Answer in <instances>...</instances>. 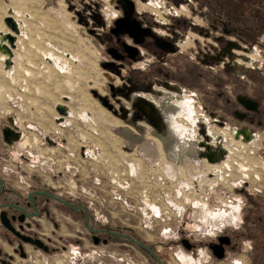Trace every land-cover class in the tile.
<instances>
[{
	"label": "rangeland",
	"instance_id": "1",
	"mask_svg": "<svg viewBox=\"0 0 264 264\" xmlns=\"http://www.w3.org/2000/svg\"><path fill=\"white\" fill-rule=\"evenodd\" d=\"M170 4L175 9L181 11L183 9L181 6ZM141 6L144 7V5ZM171 6L156 2L154 6L148 5L145 8L150 12L155 9L164 18L171 20L175 30L182 32L175 36L185 53L179 54L178 51L170 54L163 73L152 71L153 75L149 73V76H142L141 71H134L129 67L120 71L119 65L107 66V63L113 60L105 52L100 33L108 28L110 22L104 18H97L103 17L104 10L112 12L110 2L105 0H0V35L1 32L9 31L4 17L9 14L10 9L14 11L15 7L18 12H13V15L23 21L24 35L29 36V39L23 36L19 38L15 78L9 80L3 73L5 64L0 53V177L4 179V186L14 191L26 193L36 188L45 189L82 200L91 210L92 207H104L101 213L104 212L111 220L125 226L136 225L132 230L145 239L159 240L171 245L172 264H209L208 261L211 262L212 259L204 248L199 250L198 258L191 256L178 245L179 236L185 234L187 237L203 240L212 238L222 231H232L240 224L246 209H249L250 222L253 218L257 219L259 215L264 218V193L248 194L241 192L244 188L237 189L236 193L242 197L243 202L238 215L239 221L235 224L228 221L222 230L199 231L197 229L196 222L200 217L198 212L201 213V220L205 219V222L209 221L210 216L206 212L203 214L202 209L195 207L193 202L195 200H185L176 195L178 183L174 184L175 189H170L173 194L169 198L179 206L181 204L186 207L183 216L181 209L177 208L178 205L171 206L165 196L164 198L159 196L156 201L161 209L168 210V213L158 209L159 214H156L147 209L149 212L143 215L138 209V206L144 207L140 199H144L145 193L152 194L153 188L160 189L163 186L161 181L154 183L152 187L151 184H146L140 179L146 172V159H152L154 162L167 159L172 167L170 171H173L168 173L170 179L172 176L178 177L179 181L182 178L190 180L189 176H180L179 169L182 163L189 159L199 161L200 151L197 150L195 126L192 119L188 120V114L183 108L184 103L190 104L195 111L199 108L212 124H232L226 118H216L218 121L215 122V116L202 107L204 103L196 101L193 95L194 82H191L189 78H181L180 60L185 55L188 64L194 63L195 47L193 46L198 45V36L193 28L178 27L179 23L173 20L178 16L172 17ZM46 52L57 56L62 65L55 67L44 60L43 56ZM65 52L68 53L64 54ZM70 56L73 57L70 58ZM135 75L141 78L142 83H146L148 79V83L153 85L151 89L140 85L147 96L142 99L150 102L153 112H149L144 107L142 99L137 101L130 97L136 89V82L132 79L136 77ZM183 93L186 94L183 95ZM67 96L70 98L68 102L64 100ZM192 98L198 108L192 103ZM57 103H66L73 112V116L70 117L71 127H61L59 134L54 133L58 128L55 120V117L59 116L56 110ZM83 112L91 114L94 124L83 125L78 121V114ZM9 117L13 119V125L10 124ZM7 125L17 127L20 132L19 138L13 139L11 143L5 140L3 134V128ZM94 125L99 129L97 136L85 132ZM199 126V135H201L196 137L206 138L204 134L206 123L201 121ZM81 130L88 135V138L90 137L91 143H96L102 151L104 150V158L109 160L108 163L102 162L107 166L106 170L102 168L101 161L93 160L86 161L85 165L71 162L73 167L70 168H66L65 165L60 166L61 162L58 160L63 157L64 149L53 148L45 140L48 135H59L61 141L63 139L76 148L79 142L78 133ZM27 138L30 143L24 142ZM113 162L118 165V168ZM129 163L138 165L137 175H129ZM112 170L116 171L119 179L128 182L123 184L124 187L129 185L127 191L121 189L117 191L128 200V208L124 206L122 208V205L113 199L115 185L111 181L115 175ZM160 172L161 169L155 174L160 176ZM97 176L103 185L100 188L96 183ZM139 180L144 184L141 185V189L138 187ZM74 184L75 187H72ZM172 186L170 183V187ZM89 192L100 194L105 201L100 202V199L97 201L96 196L90 195ZM137 192H140L139 203L135 201ZM207 200L208 204L220 203L219 198ZM54 206L53 204V208ZM95 216L100 218L102 223L100 214L95 213ZM184 223L186 224L183 226ZM42 225L45 227L41 229L42 231L50 232L53 228L47 220H43ZM4 241L0 223V250L3 248ZM56 244L60 246V249L53 254L33 251L27 247L31 257L22 260L17 256V264H99L103 250H109L103 246L96 247L89 244H86L82 250L74 241ZM110 250L112 254L122 255L118 254V250L114 248ZM260 251L262 252V249ZM232 258L233 261L230 264L239 262L247 264L242 253ZM0 264H2L1 261Z\"/></svg>",
	"mask_w": 264,
	"mask_h": 264
},
{
	"label": "flooded vegetation",
	"instance_id": "2",
	"mask_svg": "<svg viewBox=\"0 0 264 264\" xmlns=\"http://www.w3.org/2000/svg\"><path fill=\"white\" fill-rule=\"evenodd\" d=\"M105 1L112 5V12L105 11L97 19L110 22L100 33L105 52L113 60L107 66L119 65L120 71L129 67L141 71L142 76H149L152 71L163 73L170 54L185 53L175 36L182 32L175 30L171 20L155 9L150 12L145 7L156 2L181 6L183 14L172 13V17L178 16L173 20L179 23V28H193L198 36V45L193 46L194 63L188 64L183 55L179 69L182 79L194 82L196 101L204 103L202 107L215 119L226 118L248 131H264V0ZM125 11H131L130 20L138 23L136 36L112 32L115 22L125 18ZM135 76L132 79L136 89L130 97L140 101L147 98L141 86L151 89L153 85L148 79L142 83ZM248 211L232 231H222L203 240L182 234L178 245L196 258L204 248L212 259L209 264H230L232 257L241 253L247 264H264V218L259 215L250 222ZM1 212L5 213L6 221L3 224L0 219L5 238L0 260L4 264H17V256L27 260L31 257L27 247L53 254L60 249L56 243L70 241L82 250L86 244L109 248H101L99 264H172L171 245L167 242L149 241L132 230L136 225L117 223L104 212H94L84 201L55 191L36 188L23 193L6 188L3 183ZM95 213L100 214L102 223ZM43 220L53 226L50 232L41 230L45 228ZM30 239L42 241L44 247L31 243ZM112 248L122 255L112 254Z\"/></svg>",
	"mask_w": 264,
	"mask_h": 264
},
{
	"label": "built area",
	"instance_id": "3",
	"mask_svg": "<svg viewBox=\"0 0 264 264\" xmlns=\"http://www.w3.org/2000/svg\"><path fill=\"white\" fill-rule=\"evenodd\" d=\"M171 7L172 9H170V11H174L173 6ZM104 12L105 10L103 11V13ZM175 15L180 14H176L175 12ZM19 30L20 34H22L20 24ZM24 34H22L23 37H27L29 39V36H25ZM13 65L10 68H12ZM193 101L194 99L192 98V103L194 104ZM194 106L198 108V106H196L195 104ZM67 108V115L59 114V116L55 117L56 124L58 125V128L54 132L56 134L61 133V127L65 128L72 124V120L70 119V117L73 116V112L69 108V106H67ZM198 110L196 109L197 124L195 125V139L198 140L197 150L200 151V158L199 161H196L194 159L184 161L180 166L181 168L179 169L181 173L180 176H189L190 180L182 178L179 181L178 177L173 176L170 179L168 173L170 174L173 171H170L172 170V167H170V164H168L169 162H167V159H162V161L159 160L157 162H154L152 159H146V172L145 175L141 176L140 179L144 180L146 184H151L152 187L154 183L157 184L158 181H161L163 183V186L160 189L159 187L153 188L152 194L150 192L145 193L144 199H140L144 203V207L138 206V209H140L143 215H146L150 210L156 214H159V210L163 211L164 213H168L169 211L162 210L158 205V202L156 201L159 196L160 198H164L165 196V198H167L166 201L171 206L175 207L178 205L177 208L181 209V211L183 212V216L185 214L186 207L181 204L179 206V204H176L169 198L173 194L170 189H175L174 184L178 183V189H176L175 191L176 195L180 196L182 199L185 198V200H195L193 201L195 207L197 209H202L203 214L206 212L207 215L210 216L209 221L205 222V219L201 220V213L198 212V215L201 218H197V229L199 231H210L216 229L222 230V228L226 226V223H228V221L233 222L234 224L239 221L238 215L240 213L242 207L241 204L243 202L242 197L236 193L237 189L244 188V190L241 192L248 194L264 193V131L246 130V132L249 133V139H246L244 133H242V130L244 129H241L236 125H227L223 123H221V125H216V123L212 124L210 123V120H207L205 114L202 111ZM77 118L78 121L83 125L86 123L91 125L94 124L90 113H80L78 114ZM214 120L215 122L218 121L217 119ZM201 121L206 123V133L204 134L206 135L207 139L203 136L199 138L196 137L200 133L199 124L201 123ZM85 132H90L94 136H97L99 134V129L94 125L93 127H89L88 131ZM78 135L79 142L76 148L70 146L68 142H65L63 139L61 141L59 135L55 136L53 134L45 137V140L47 137H49L54 142L53 144L49 143L53 148L64 149V152L62 153L63 157L58 160L61 162V164L59 163L60 166L65 165L67 166L66 168H70L73 167V164L71 162L75 161L78 162V165H85L87 163L86 161L89 162L90 160H93L97 162L101 161L102 168L106 170L107 166L102 162L104 161L108 163L109 160L108 158H104V150L102 151V148L97 146L96 143H91L89 139L90 137L88 138V135L85 134L84 131L81 130ZM210 154L214 155V157L216 158L215 161H211L209 159ZM113 164L118 168V165L115 162H113ZM137 168L138 165L129 163V175H137ZM159 169H161L160 176L155 174V172H158ZM59 173L61 174V172ZM112 173L117 176H114L111 181L112 184L115 185L113 188V190H115L113 199L117 200V202L122 205V208L123 206L128 208V200L125 196H122V194L120 192L118 193L117 191H119L120 189L127 191V187H129V185L124 187L123 184L127 181L123 179V182L121 179H119L116 171L112 170ZM96 180H98V182H96L98 184V187H102L103 185H101L100 178L98 176L96 177ZM141 180H139V189H141V185H144L143 183H141ZM170 183L171 185H173L172 187H170ZM72 187H75V184L72 185ZM139 194L140 192H137V194L135 195V201L137 203H139ZM90 195L96 196L97 201L98 199H100V202L105 201V198H102L100 194L96 195L90 193ZM190 195L191 197H189ZM195 196L200 197L201 199H197ZM203 198L204 200H202ZM208 198H219L220 203L214 202L208 204V202H206L208 201ZM103 208L104 207L102 206L92 207L95 212H101L103 211ZM134 213L138 212L134 211ZM203 217L205 218V216ZM185 224L186 223L182 225L184 226Z\"/></svg>",
	"mask_w": 264,
	"mask_h": 264
},
{
	"label": "water",
	"instance_id": "4",
	"mask_svg": "<svg viewBox=\"0 0 264 264\" xmlns=\"http://www.w3.org/2000/svg\"><path fill=\"white\" fill-rule=\"evenodd\" d=\"M129 2V1H126ZM127 7V6H126ZM12 12V10H10ZM9 11V14L7 16L4 17V22L7 25V27L10 28L11 32L14 33L12 34L11 32H1V40H0V52L7 54L8 58L5 60V66L6 68H10L13 65V60H12V56H13V52L12 49L16 48V41H17V37L15 35H19L20 34V30H19V23L18 21L13 17L12 13ZM131 11H125V18L122 19H118L115 22V27L112 29V32L117 34V33H121V32H125L128 33L131 36H136V32L139 31V27H138V23L136 22H132L129 18V16L131 15ZM65 101H68V97H64ZM143 105H145L144 107L146 109L149 110V112H153V106H151L150 102H148L147 100H143ZM147 106V107H146ZM56 110L60 115H67L68 114V108L65 104H57L56 105ZM9 122L11 125H13V119L11 117H9ZM11 125H7L3 128V134H4V138L8 143H11L13 139H17L20 136V132L18 131L17 127H13ZM242 133H244L246 139H249V133L246 132V130H242ZM46 140L50 143L53 144L54 142L47 137ZM209 159L211 161H215L216 158L214 157L213 154L209 155ZM3 183H4V179L0 177V193L3 187ZM41 193H45V192H41ZM47 194V193H46ZM51 195V194H50ZM5 213L1 212L0 214V219H1V223L5 224ZM31 243L36 244L39 247H44V243L40 240H29ZM1 253V250H0ZM1 261V260H0ZM3 264L5 263L4 261H1Z\"/></svg>",
	"mask_w": 264,
	"mask_h": 264
},
{
	"label": "bare ground",
	"instance_id": "5",
	"mask_svg": "<svg viewBox=\"0 0 264 264\" xmlns=\"http://www.w3.org/2000/svg\"><path fill=\"white\" fill-rule=\"evenodd\" d=\"M13 8V7H12ZM11 10V9H10ZM9 10V11H10ZM17 10H15V7H14V11L12 10V15L16 12ZM14 12V13H13ZM18 12V11H17ZM175 12H176V14H179V13H183L180 9H175L174 8V11H173V13L175 14ZM8 15V14H7ZM6 15V16H7ZM13 17H14V15H13ZM18 22H19V24H20V26H21V31H22V34H24L25 33V24L23 23V21L22 20H19L18 18H16V17H14ZM7 32H11V30H10V28H9V31H6V32H4V33H7ZM12 33V32H11ZM12 34H14V33H12ZM22 34H20V35H15L16 37H17V41H16V48H13L12 49V52H13V56H12V59L14 60V57H16V52H15V50H18L19 49V44H18V42H19V38L21 37V36H23ZM0 40H1V36H0ZM20 43V42H19ZM51 47L53 48V46H52V44H51ZM1 54H2V56H3V62H4V60L6 59V58H8V55L7 54H4V53H2V52H0ZM68 53V52H67ZM66 52L64 53V54H67ZM71 55V54H70ZM73 56H70V58H72ZM68 58H69V55H68ZM43 59L44 60H46L48 63H50L51 65H53V66H55V67H59V66H61L62 65V63H60L59 61L60 60H58V57L57 56H54L53 54H51L50 52H46V54H45V56H43ZM14 63H15V61H14ZM16 64V63H15ZM3 69H5L4 71H6V76L8 77L9 76V74H13L14 73V69H13V67L12 68H10V69H7V68H5V66L3 65ZM8 73V74H7ZM13 79V78H12ZM15 80V79H14ZM68 97V96H67ZM69 98V97H68ZM69 100H70V98H69ZM192 100V99H191ZM57 104H62V103H57ZM66 104V103H65ZM67 105V104H66ZM185 107H183L184 108V110L187 112V114H188V120H189V118L190 119H192V122H193V125L195 126L196 124H197V116H196V114H197V112L192 108V106L190 105V104H188V103H184L183 104ZM193 116V118H192V116ZM186 117V118H187ZM196 131V130H195ZM196 133V132H195ZM25 143H30V140H29V138H27V139H25V141H24ZM242 263V262H241ZM243 264V263H242Z\"/></svg>",
	"mask_w": 264,
	"mask_h": 264
},
{
	"label": "crops",
	"instance_id": "6",
	"mask_svg": "<svg viewBox=\"0 0 264 264\" xmlns=\"http://www.w3.org/2000/svg\"><path fill=\"white\" fill-rule=\"evenodd\" d=\"M18 44H19V42H18ZM15 52L17 53V50H15ZM16 57H14V61H15V63H14V65H13V69L15 70V66H17L18 65V63H17V61H16ZM5 69H3V71H4ZM15 72V71H14ZM4 74H5V76H6V71H4L3 72ZM8 74V73H7ZM16 76H15V73H13V74H9V76L7 77L9 80L11 79V78H15Z\"/></svg>",
	"mask_w": 264,
	"mask_h": 264
}]
</instances>
